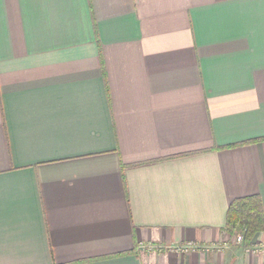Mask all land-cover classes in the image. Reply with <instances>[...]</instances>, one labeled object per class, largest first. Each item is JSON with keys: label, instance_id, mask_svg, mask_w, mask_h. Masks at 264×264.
Returning <instances> with one entry per match:
<instances>
[{"label": "crops", "instance_id": "1", "mask_svg": "<svg viewBox=\"0 0 264 264\" xmlns=\"http://www.w3.org/2000/svg\"><path fill=\"white\" fill-rule=\"evenodd\" d=\"M263 138L264 0H0V264H264Z\"/></svg>", "mask_w": 264, "mask_h": 264}, {"label": "trees", "instance_id": "2", "mask_svg": "<svg viewBox=\"0 0 264 264\" xmlns=\"http://www.w3.org/2000/svg\"><path fill=\"white\" fill-rule=\"evenodd\" d=\"M264 142L263 139H255L242 143V145ZM234 146L215 147L213 151L230 149ZM124 166L121 167V180L125 185ZM225 231L230 234H241L242 244L247 246L258 234H264V211L261 199L257 195L234 199L228 206L225 217Z\"/></svg>", "mask_w": 264, "mask_h": 264}, {"label": "built area", "instance_id": "3", "mask_svg": "<svg viewBox=\"0 0 264 264\" xmlns=\"http://www.w3.org/2000/svg\"><path fill=\"white\" fill-rule=\"evenodd\" d=\"M235 241L237 244H241L243 241V237L241 234L235 235ZM198 248L193 245H187V246H181V247H175L172 248V251L181 252V253H187V252H193L196 251Z\"/></svg>", "mask_w": 264, "mask_h": 264}]
</instances>
